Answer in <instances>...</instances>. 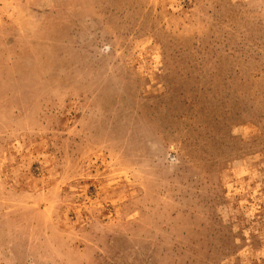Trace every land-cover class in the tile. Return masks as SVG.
I'll use <instances>...</instances> for the list:
<instances>
[{
  "label": "rangeland",
  "instance_id": "obj_1",
  "mask_svg": "<svg viewBox=\"0 0 264 264\" xmlns=\"http://www.w3.org/2000/svg\"><path fill=\"white\" fill-rule=\"evenodd\" d=\"M0 264H264V0H0Z\"/></svg>",
  "mask_w": 264,
  "mask_h": 264
}]
</instances>
